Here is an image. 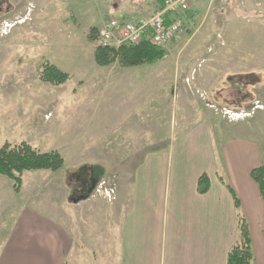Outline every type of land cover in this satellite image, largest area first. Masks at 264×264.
<instances>
[{
    "label": "rangeland",
    "instance_id": "obj_1",
    "mask_svg": "<svg viewBox=\"0 0 264 264\" xmlns=\"http://www.w3.org/2000/svg\"><path fill=\"white\" fill-rule=\"evenodd\" d=\"M148 3L0 0V146L28 142L43 151L59 149L67 162L61 172H25L38 208L53 212L61 204L64 181L73 183L69 203L90 196L97 203H113L124 176L139 162L133 157L122 163L120 155L143 156L161 151L170 140H187L205 119L214 142L223 144L228 132V138L259 134L256 127L264 121V0L213 1L198 15L200 30L187 23V46L167 45L168 55L155 63L128 66L118 57L111 66L99 65L95 42L100 26L112 17H139L148 12ZM212 59L218 64L206 63ZM49 64L68 72L69 79L61 85L46 81L43 70ZM224 106L241 114L223 117ZM261 132L257 142L264 158ZM98 178L105 185L92 193ZM13 198V181L0 175V241L11 221V213L1 215L2 206ZM101 211L93 208L94 215Z\"/></svg>",
    "mask_w": 264,
    "mask_h": 264
},
{
    "label": "crops",
    "instance_id": "obj_2",
    "mask_svg": "<svg viewBox=\"0 0 264 264\" xmlns=\"http://www.w3.org/2000/svg\"><path fill=\"white\" fill-rule=\"evenodd\" d=\"M213 1L195 0L188 11L177 15L185 29L174 47L187 46V23L198 29L201 9L208 11ZM150 2L144 5L148 12L137 18L163 4ZM218 61L206 63L213 66ZM198 123L195 136L178 143L170 140L161 151L120 155L122 163L133 157L139 162L124 176L118 198L110 204L97 203L93 196L69 203L73 183L64 181L61 204L53 212L40 209L27 190L25 173L21 191L15 192L13 186L14 198L2 206L1 215L11 213V221L0 241V264H77V257L80 264H227L237 240L239 213L249 224L252 264H264V199L251 176L254 168L264 166L263 148L257 142L263 137L264 121L256 127V137L228 138L229 132L223 131V144L214 142L206 119ZM66 165L65 161L63 168ZM204 173L211 187L200 194L198 180ZM229 187L239 198L238 209ZM95 207L102 211L94 215Z\"/></svg>",
    "mask_w": 264,
    "mask_h": 264
},
{
    "label": "trees",
    "instance_id": "obj_3",
    "mask_svg": "<svg viewBox=\"0 0 264 264\" xmlns=\"http://www.w3.org/2000/svg\"><path fill=\"white\" fill-rule=\"evenodd\" d=\"M96 29V26L92 28L94 37ZM167 55L168 52L164 47H157L150 44L149 40H145L137 46L98 47L95 51V60L101 66H111L120 57L128 66H140L145 63H155ZM43 77L49 83L61 85L69 79L70 74L56 65L49 64L43 70ZM64 165L65 158L59 149L43 151L28 142H20L16 145L7 143L0 146V175L7 176L13 181L14 190L17 193L23 187L25 172L34 170L57 171L62 169ZM96 166L100 169V166ZM97 172L100 173V170ZM251 176L259 184L264 199V166L254 168L251 171ZM99 178L94 183V189L95 185L99 183ZM210 187L209 176L206 173L202 174L198 180V192L205 194L210 190ZM229 190L233 194L235 206L238 209L240 207L239 198L233 188L229 187ZM237 231V240L228 254L227 264H252L254 254L249 224L245 216L240 213L237 215Z\"/></svg>",
    "mask_w": 264,
    "mask_h": 264
},
{
    "label": "built area",
    "instance_id": "obj_4",
    "mask_svg": "<svg viewBox=\"0 0 264 264\" xmlns=\"http://www.w3.org/2000/svg\"><path fill=\"white\" fill-rule=\"evenodd\" d=\"M191 2L192 0H163L162 9L137 21L121 22L111 18L100 29L97 45L100 47L137 45L147 39L153 45L166 46L180 38L183 21L177 15L187 10ZM169 14L171 20L167 22ZM226 113L229 114L228 111ZM99 184L105 185V180ZM102 189L114 193L112 188Z\"/></svg>",
    "mask_w": 264,
    "mask_h": 264
}]
</instances>
